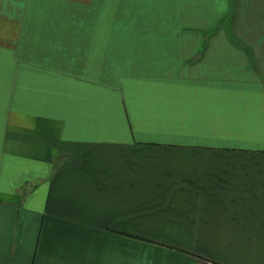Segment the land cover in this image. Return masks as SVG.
I'll list each match as a JSON object with an SVG mask.
<instances>
[{
  "label": "crops",
  "instance_id": "obj_1",
  "mask_svg": "<svg viewBox=\"0 0 264 264\" xmlns=\"http://www.w3.org/2000/svg\"><path fill=\"white\" fill-rule=\"evenodd\" d=\"M0 264H264V0H0Z\"/></svg>",
  "mask_w": 264,
  "mask_h": 264
},
{
  "label": "rangeland",
  "instance_id": "obj_2",
  "mask_svg": "<svg viewBox=\"0 0 264 264\" xmlns=\"http://www.w3.org/2000/svg\"><path fill=\"white\" fill-rule=\"evenodd\" d=\"M72 10L71 9H69V8H59V9H57V10H48V9H46V13H45V15L46 16H55V15H71L70 14V12H71ZM74 11L76 12V10L74 9ZM79 15H82L81 13H80V10H79ZM110 15L112 16V15H116V13L115 12H110ZM115 17H117V15L115 16ZM121 29H126V28H128V27H126V26H122V25H120L119 26ZM110 29L111 30H117V26L116 25H114V24H111L110 25ZM121 31V30H120Z\"/></svg>",
  "mask_w": 264,
  "mask_h": 264
},
{
  "label": "trees",
  "instance_id": "obj_3",
  "mask_svg": "<svg viewBox=\"0 0 264 264\" xmlns=\"http://www.w3.org/2000/svg\"><path fill=\"white\" fill-rule=\"evenodd\" d=\"M207 33H208V31H207ZM238 41V40H237ZM238 42H240V41H238ZM241 43V42H240Z\"/></svg>",
  "mask_w": 264,
  "mask_h": 264
}]
</instances>
